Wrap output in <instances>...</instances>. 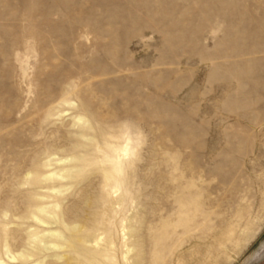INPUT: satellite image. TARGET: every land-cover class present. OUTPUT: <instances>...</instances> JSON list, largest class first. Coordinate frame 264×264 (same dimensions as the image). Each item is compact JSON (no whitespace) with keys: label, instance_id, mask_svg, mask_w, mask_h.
<instances>
[{"label":"rangeland","instance_id":"rangeland-1","mask_svg":"<svg viewBox=\"0 0 264 264\" xmlns=\"http://www.w3.org/2000/svg\"><path fill=\"white\" fill-rule=\"evenodd\" d=\"M195 194L165 264H264V0H0V247L80 225L124 264L133 229L149 264Z\"/></svg>","mask_w":264,"mask_h":264},{"label":"bare ground","instance_id":"bare-ground-1","mask_svg":"<svg viewBox=\"0 0 264 264\" xmlns=\"http://www.w3.org/2000/svg\"><path fill=\"white\" fill-rule=\"evenodd\" d=\"M123 152L127 153L128 150L123 149ZM111 162H113V160ZM119 174L120 165L114 164L113 170H111L110 173L105 174L104 179L106 182H116ZM61 178H63V176H61ZM121 187V184H118V188L121 189ZM175 203V219L162 224L161 227L156 230L153 229V244H151V246L148 245L151 247L150 254L152 258V262L150 260L151 263L149 264H165V257L162 256V254L166 253L168 255H174L179 248L178 246H180H176L174 244L171 245V243L180 241L181 237L191 233L202 223V220L199 221V219L201 216H204L206 212L202 208L200 195L195 194L189 199L179 200ZM38 211L41 212L42 209H39ZM36 215L37 214L33 215L34 219H36L40 224H46V222L38 219ZM68 232L69 235L67 237H64L61 232H52L55 234L53 235V240L34 239L32 238V235L27 242V245H30V249L28 251L23 250L17 253L12 252L11 249H9V245L4 243L0 247L4 250L3 257L0 255V264H116V257L114 254L115 242L108 230H102L101 233L104 235L103 239L99 238L100 230L80 225H74L73 227L68 228ZM232 232L233 231H230L228 235ZM136 234L137 233L134 234L133 229H129L126 234L128 236L127 241L135 237ZM222 235H224L223 231L220 233L219 238L222 237ZM127 241L124 244L125 251L122 253V260L124 261V264H145V254L142 249L144 247H142L143 244L141 245L138 242H132L134 240L131 241L132 243H128ZM40 243H43L44 247H40ZM218 243L219 245L224 244L223 241H219ZM48 250L57 251V254L52 255L51 257H49V255L48 257L51 258L52 261L45 262L48 257L44 259L43 256L44 252ZM4 256L6 260L3 259Z\"/></svg>","mask_w":264,"mask_h":264}]
</instances>
